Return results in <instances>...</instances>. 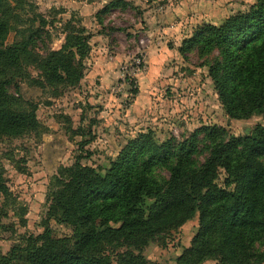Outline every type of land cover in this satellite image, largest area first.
Here are the masks:
<instances>
[{"label":"trees","instance_id":"trees-1","mask_svg":"<svg viewBox=\"0 0 264 264\" xmlns=\"http://www.w3.org/2000/svg\"><path fill=\"white\" fill-rule=\"evenodd\" d=\"M13 1L0 0V138L40 126L34 105L19 103L7 88L23 64L24 77L31 76L25 66L39 71L36 83L72 86L89 51L85 28L72 22L62 46L44 55L31 48L32 34L4 44L20 18L21 0ZM193 48L208 56L203 65L226 114L264 119V0L196 27L179 50ZM49 184V214L71 233L57 236L47 225L0 254V264H161L143 255L144 246L196 215L197 230L175 264H264V123L242 135L203 124L181 140L141 131L103 172L75 161L60 166Z\"/></svg>","mask_w":264,"mask_h":264},{"label":"rangeland","instance_id":"rangeland-1","mask_svg":"<svg viewBox=\"0 0 264 264\" xmlns=\"http://www.w3.org/2000/svg\"><path fill=\"white\" fill-rule=\"evenodd\" d=\"M21 0L20 15L4 39L9 45L32 34L40 55L64 43L66 25L83 26L89 51L83 76L72 86L41 84L39 71L25 66L8 91L32 103L37 130L0 138V166L7 194L0 193V254L48 225L57 236L71 233L49 214V189L60 166L75 161L106 168L138 132L178 140L205 125L242 135L262 116L229 117L220 104L207 66L208 56L179 48L196 27L221 23L254 0ZM12 4L15 2L11 0ZM107 6V7H106ZM135 90V92L133 91ZM203 154L198 156L202 158ZM197 215L181 227L153 238L142 253L151 261L175 264L197 230ZM113 257V253L109 254ZM200 264H220L206 259Z\"/></svg>","mask_w":264,"mask_h":264}]
</instances>
